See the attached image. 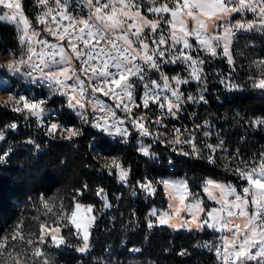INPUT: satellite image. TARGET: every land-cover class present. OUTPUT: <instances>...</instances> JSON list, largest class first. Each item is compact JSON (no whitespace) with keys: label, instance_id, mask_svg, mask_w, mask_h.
I'll list each match as a JSON object with an SVG mask.
<instances>
[{"label":"snow or ice","instance_id":"obj_1","mask_svg":"<svg viewBox=\"0 0 264 264\" xmlns=\"http://www.w3.org/2000/svg\"><path fill=\"white\" fill-rule=\"evenodd\" d=\"M160 0H153L151 6L142 3V0H84L85 6L89 9L88 15L73 14L69 11L67 0H55L56 13L53 15V9L48 8L41 16L37 18L41 24L47 23V17L52 16V21L56 23V30L46 27L44 31L55 37L57 41H66V47L71 49V55L66 53L64 44H53L47 40L37 39L39 32L31 30L30 24L24 15L21 0H0V6H4L11 12V15L0 17V21H11L18 26L23 25L21 31L23 35L19 37L20 45H26L25 48L17 53L12 49H5L12 59L5 64L0 65V71L7 70V73L20 75L24 74L33 78L34 82L48 85L54 88L61 96L67 97V105L71 109H85L86 103L93 109L99 110L102 115L99 118L90 117L85 111L78 113L84 123L97 129L99 140L93 139L92 144L97 152L104 154L108 147L105 136H115L127 143L129 137V128L123 127L125 120L117 119L116 112L110 108H105L99 101L93 99L96 93H102L105 97H111L116 101L117 109L123 108L127 116H131L132 109L129 104L134 103L133 93L135 85L132 78H138L143 83L145 89L139 101L145 109L149 104H156L161 109H167V115L175 116L182 108L183 103L191 101L192 103H206L205 97L200 96L199 100L195 96H185L180 91V85L189 83L187 79H182L179 75L168 77L161 73L160 79L163 87L156 80L147 83L145 70H160L162 63L178 64L184 61L190 69L191 79L200 80L203 71L199 65L203 60L194 59L186 50L193 45L189 43V38L194 37L199 49L207 52L211 56L218 55L217 49L222 48L223 55L228 63L233 64L230 45L238 30L251 29L264 32V0H174V7H170L173 0L163 3L160 6ZM39 4L47 6L48 0H39ZM147 13L156 14V19H149L143 14V9ZM251 11L257 19L255 21L243 22L237 21L235 24L225 26V22L232 13L241 11ZM163 14H170L171 19L165 20ZM59 17V21H57ZM185 17L194 21L193 27L189 28ZM67 20V25L60 21ZM166 23L170 28V34L165 35L160 31L159 37H156L157 31L161 25ZM223 28V33H216L213 29ZM62 29V30H61ZM151 30V40L145 34V30ZM171 41L172 47H169ZM83 43L84 47L79 45ZM183 44L178 55H172V48L177 44ZM150 44L153 45L150 47ZM39 46L37 50L36 46ZM105 49H108L107 51ZM104 58L101 60L100 57ZM59 57V59H57ZM73 59L79 61L78 67L73 64ZM259 66H264V59L259 61ZM31 69V71H28ZM38 73V76L35 74ZM85 77L88 83H85ZM223 82V81H222ZM254 87L264 90V72L261 77L254 81ZM10 92L7 101L4 104L11 103L13 111L22 113L27 112L29 116L35 117L38 121L47 111V99H36L27 95L12 91L11 87L3 89ZM89 90L91 97L89 96ZM165 92L170 93V97ZM88 98L85 100V98ZM139 107V104L135 105ZM49 115H51L49 113ZM126 116V118H127ZM146 117H136L131 120L132 127L136 128L141 136H150L152 133L149 128L140 121ZM162 122V117L155 120L156 124ZM207 123V122H205ZM250 125L264 126V117L249 121ZM15 123L9 125L10 129H15ZM203 124H197V129H202ZM183 131H187L186 129ZM167 132V129H165ZM46 134L57 136L59 139L73 140L83 135L80 128L75 126H66L62 123L54 122L46 128ZM66 134V135H65ZM173 139L168 141L162 138L158 133L155 138L156 143H167L177 145L173 151H179L183 156H201V149L197 146L195 137H184L182 130L176 128L173 130ZM204 135H210L205 132ZM0 139H4L0 133ZM29 144L34 141L28 140ZM224 141L217 144L206 145L212 153L207 157L209 163L215 164V154L218 150H224ZM185 146L191 147V152L185 151ZM39 145L36 148L39 149ZM138 151L144 155H154L151 151V144H140ZM11 152V149L0 153V160H4ZM236 154H230V158L235 159ZM258 166H245L233 169L237 177L246 182L240 194L231 184L220 183L212 178L205 177L201 183V195L206 194L209 200L219 204V208L210 210L202 206L201 199L189 188L187 178L167 180L163 179L156 183L163 184L171 199L169 209L171 211L158 213L153 209L149 215L157 217L160 226H168L173 229H213L227 230L231 233V239L222 238V243L217 248V255H220V248L224 249V264H249L256 261L257 264H264V152L258 153ZM172 163L171 161L169 162ZM104 167L109 174H118L122 182L127 181L128 170L123 166V162L117 156H112L106 160ZM138 186L145 192H154L153 182L147 177L142 181H137ZM87 184L81 185L75 189L72 194V203L68 206L69 212H66L59 219L66 221L65 226H73L76 229L75 235L82 236L83 244L76 251L84 253L89 248V229L96 220L93 215L98 209L94 204L84 205L79 202L78 197H82L88 189ZM104 208L111 207L108 194L103 188L95 191ZM234 197V199H229ZM43 207L52 211L48 201L41 198ZM251 209H254L250 211ZM183 213H187L189 218H185ZM204 213V215H199ZM243 218L246 222L241 225L234 223V218ZM22 223H17L10 236L8 234L0 236V256L8 250L12 255L9 245L19 239L21 244L25 243ZM156 226L152 221L148 222V227ZM60 227H48L40 224L38 240L27 239L26 244L33 249L31 264H50L49 258L41 251L37 244H46V238L50 236L52 244L59 247L65 243L64 237L59 235ZM237 240L239 244L237 245ZM15 245L13 244V250ZM254 250V251H253ZM130 251L139 252V249H130ZM181 252L180 255H185ZM15 264H29L28 253L24 249L15 251Z\"/></svg>","mask_w":264,"mask_h":264},{"label":"trees","instance_id":"obj_2","mask_svg":"<svg viewBox=\"0 0 264 264\" xmlns=\"http://www.w3.org/2000/svg\"><path fill=\"white\" fill-rule=\"evenodd\" d=\"M29 3L30 0H24L26 11L29 10ZM252 36L259 40L262 33L254 31ZM17 46L15 29L0 23V49L17 51ZM198 52L202 53L201 50ZM259 54L264 55V49L261 48ZM203 57L206 71L213 65L227 68L224 61L215 60L211 64L207 63L208 54ZM168 70L171 71L170 68ZM32 89L36 97H49L47 105L54 108L60 122L80 128L83 135L71 141L49 136L46 126H39L34 117L15 112L13 106L0 103V133L4 136L0 139V153L11 149L10 154L0 160V236H10L14 226L23 222L24 236L39 237L40 224H59L62 221L59 217L70 211L68 206L72 203L74 190L87 184L88 189L77 199L83 204H94L98 209L90 232L89 249L84 253L76 251L78 241L71 226H67L62 229L65 243L50 251L52 264H223L215 253L213 245L217 246L218 233L213 230L185 231L156 223V226L148 227V222L154 221L149 215L152 206L164 208L167 203L161 184L156 183L157 177L184 176L191 191L202 198L207 209L210 203L205 195H201L203 178L224 182L229 178L235 179L234 168H243L245 164L242 161L247 165L257 162L258 153L264 152V126L249 123L264 117V92H227L214 82L199 87L207 103H194V119L187 118L185 114L181 122L190 126L205 120L214 135L213 144L220 139L225 142L224 150H218L216 163L212 164L207 160L210 150L197 130L194 134L202 153L199 158L180 157L160 145L156 158H146L134 146L107 136L108 147L101 155L90 146L94 138L100 139L97 132L83 123L63 99L48 96L46 91L38 90L34 84ZM13 123L17 127L10 129L9 125ZM186 134L184 132V137ZM28 140L34 143L29 144ZM185 150L191 152L188 146ZM236 153L238 155L234 160L230 158V154ZM112 156L119 157L129 170L124 183L104 167L106 160ZM145 177L156 188L153 194L146 193L137 184ZM98 188H103L108 194L111 207L104 208L102 201L96 197ZM42 197L48 201L51 212L43 207ZM182 251L186 254L180 255Z\"/></svg>","mask_w":264,"mask_h":264},{"label":"rangeland","instance_id":"obj_3","mask_svg":"<svg viewBox=\"0 0 264 264\" xmlns=\"http://www.w3.org/2000/svg\"><path fill=\"white\" fill-rule=\"evenodd\" d=\"M166 2H168V0H160L159 4H157L156 6H160ZM142 3L145 5L151 6V4L153 3V0H142ZM170 7H174V2L170 4ZM142 11H143V14H146L149 19H156L157 18L156 14L147 13L146 8H144ZM24 13H25L24 14L25 17L27 18V20L29 21V24H30V20H29L28 15L26 14V12H24ZM6 14L11 15V12L8 9H6L5 7L0 6V17L5 16ZM163 15L165 17V20L171 19L170 14H163ZM185 19L188 23L189 28L195 26L194 21H192L191 18L185 17ZM256 19H257V17L255 16V14L253 12L245 11L244 13H238V14L228 18L225 22V26H229L230 24H235L237 21L250 22V21H255ZM0 23L9 24L15 29L16 39H17V43H18V46L16 49L17 51H15V52L19 53L22 50V48H25V45L22 46L19 43V37L21 35H23V32L21 31L23 25L18 26L16 23L11 22V21H7V20L0 21ZM30 30H31V28H30ZM145 31L147 34L151 35L150 29H146ZM160 31H163L166 36H168L170 34V28L168 27V25L166 23H163L161 25V28L156 33V37H159ZM213 31L216 33L222 34L223 28H216V29H213ZM254 31H257V30L244 29V30L236 31V34H235V36L232 40V43L230 45L231 54L233 57V64H231V65L228 63L227 58L223 55L222 48L217 49L218 55L211 56L207 52L199 49V46L197 45L194 37L190 38L189 43L192 44L193 46L190 49H187L186 51L188 53H190L194 59H200V60L204 61V63L202 65H199V67L203 69V71L201 72V79L200 80H194V79L190 78V76H189L190 69L187 67V65L185 64L184 61H180L178 64H172V63H162V64L166 68H170L171 71L175 74V76L179 75L182 79H187L190 81L189 83L182 84V85L194 84L198 88L199 87L203 88L208 84V82H214L216 84H219L222 88H225V90L227 92L242 91V92H251L253 94H259L261 92H264V90L256 88L253 85H254V81L259 79L261 77V73L264 72V66H259V61L261 59H264V55L259 54V52L261 51V48L264 49V32L260 31L262 33V38L259 40H256L252 36V33ZM168 46L172 47L171 41L169 42ZM150 47H152L151 44H150ZM182 48H183L182 43L175 45V47L172 48L171 54L172 55H178L179 50ZM5 49H7V48L0 49V65L5 64L7 61L12 59V56L4 51ZM198 50H201L202 53H199ZM204 54H208L210 56L209 58H207V63L213 64V62L215 60L216 61L221 60V61H224L227 68L226 69L219 68L218 66L213 65L208 71H206L205 66H204V64H205V60L203 57ZM209 78H211V79H209ZM32 86H33V78H29L26 75H24L23 73L20 75H15V74L7 73L6 69L3 71H0V103L4 104V101L8 100V97L11 93L3 90V89L8 88V87H11L13 92L24 94V95H27L28 97L37 96L36 92L32 89ZM46 90H47L48 96L60 97L59 93L53 92L51 89H46ZM64 104L68 107L66 99L64 100ZM7 105L13 106L11 103H9ZM46 109H47V111L45 112L44 116H42L39 120L40 123L41 122L48 123L47 119H49V117H51L49 115V113L51 114L52 112H56L53 107H50L48 105H46ZM71 110L74 112V114L80 120H82L80 118V116L78 115V113L82 111L81 109H71ZM25 113L27 116H29L27 112H25ZM49 121H50L49 122L50 124L57 122L55 120H49ZM82 122H83V120H82ZM116 176H117V179L120 180L118 174H116ZM183 178H185V177L184 176L179 177V176L167 175V176H164L162 178H159L158 181L163 180V179L176 180V179H183ZM216 181L225 184V182L222 180H216ZM158 184H160V183H158ZM164 189H165V187H164ZM168 192H169V190L165 189V193H166L165 197L167 200L166 206L164 208L152 206L149 213L153 209L157 210L158 213H164V212L171 211L169 209V204L172 201L169 197ZM146 193H148V192H146ZM150 194H152V192ZM229 199H231V197H229ZM206 200L208 201V199H206ZM84 205H88V204H84ZM212 205H215V203H213V204L210 203L209 207ZM202 206H203V203H202ZM219 207H220V205L217 203L215 206H212V208H219ZM212 208H210V209H212ZM252 210H254V209L250 208V211H252ZM93 215H95V213H93ZM182 215H184L185 218H189L187 213H183ZM199 215H200V213H199ZM151 218L154 219L153 223H156L157 225H159L157 222V217L151 216ZM65 222L66 221L62 220L59 224H47V226L48 227L59 226L60 227L59 235L62 236V229L67 228L65 226V224H66ZM94 223H93V225H94ZM238 224H240V223H238ZM93 225H92V227H93ZM92 227L89 229V243H90V232L92 230ZM71 229L73 230L74 238L78 241V244L76 246V249H77L78 247L82 246V244H83L82 236L75 235L76 229L73 226H71ZM203 229H201V231ZM218 236H219V234H218ZM224 237H228L229 239H231V233L229 232L227 235H224V236L222 235L221 238L218 237L219 238L218 239V241H219L218 246L222 243V238H224ZM29 238L33 239L34 241L38 240V237L32 238L31 236H24V239H25L24 244H21L19 242V239L17 241L13 242V244L15 245L14 250H13V244L9 245V250H12V255L10 256L8 254V250H5L4 255L0 256V264H15V259L13 257L15 256V251H18L20 249H24L28 253L29 264H31V256H32L33 249L31 247H28L26 244V241ZM46 241H47L46 244H37L36 246L39 247L41 249V251H43L46 254L47 258H49V260H50V264H52L53 261H52L51 255H50V253H51L50 251L52 250V248H54V247L56 248V246L52 244L50 236L46 238ZM238 244H239V240H237V245ZM40 264H43V259L40 260ZM249 264H257V262L251 261V262H249Z\"/></svg>","mask_w":264,"mask_h":264},{"label":"built area","instance_id":"obj_4","mask_svg":"<svg viewBox=\"0 0 264 264\" xmlns=\"http://www.w3.org/2000/svg\"><path fill=\"white\" fill-rule=\"evenodd\" d=\"M102 2H107V0H102ZM173 2H174V0H173ZM181 2H182V0H181ZM21 3H22L23 12H26V14L29 17L31 30H35V31L40 33V35L38 37H33V41H35L37 39H43V40H47L49 43H53V44H58V45L64 44L66 47V44H67L66 41H57V39L55 37L51 36L48 32L44 31V29L46 27H51L53 30H56V23L52 21V16H48L46 18L47 19L46 24H41L37 20V18L39 16H41L44 12H46L49 7H51L53 9L52 14L55 15V13H56L55 0H48L47 6L40 5L39 0H30V3L27 5L28 9H29L28 11H26L24 8V0H21ZM67 3L69 6V11H71L73 14H80V15H84V16L88 15L89 9L85 6L84 0H67ZM57 21H59V17H57ZM60 23L67 25V20L60 21ZM31 30H30L29 34L31 33ZM145 34L148 36L149 41H150L152 38L151 35L147 34L146 31H145ZM79 46L81 48L84 47L83 43H81ZM151 46H153V45H151ZM25 47H26V45H25ZM36 47H37V50H39V46L37 45ZM105 50L107 51L108 49H105ZM66 53L68 55H71V49H68L66 47ZM103 58H104L103 56L100 57L101 60ZM57 59H59V57H57ZM79 63H80L79 61H76L75 59H73V64L75 66L78 67ZM28 71H31V69H28ZM145 73H146L147 79L144 81V83H147L151 80H156L161 85V88L163 87V82L160 79L161 73H163L164 75H166L168 77L175 76V74L172 71L168 70V68H166L163 64L160 65V70L158 72L155 70L146 69ZM35 75L38 76V73H36ZM81 78L85 79L86 84L88 83L87 79L85 77H83V75L81 76ZM132 79H133V82L135 85V90L133 93L134 103L129 104V107L132 109L131 116H127V114L124 112L123 108L117 109L115 107L116 101H114L111 97H105L102 93H96L95 96L93 97V99L99 101L100 104L104 105L105 108H110L112 111H115L117 114V116H116L117 119L125 120V123L122 126L129 128L130 134H129V137L127 138L128 145L134 146L136 148L137 152H139L138 147L141 143L145 144V145L151 144V151H152V153H154V155H148V156L143 155V156L146 158H152V159L156 158L158 155L157 147L159 145L161 147H168L172 151H173V148L178 149L179 146H177V145H170L167 143H156L155 142V138H156V135L158 133L162 136V138L167 139L168 141H171L173 139V135H171V134L173 133V130L176 128H180L182 130L183 136H184V132H187V134L185 136L186 137L194 136L195 140H196V136L194 134V130H197V132H199L200 136L203 138L204 144H206V145L213 144L212 141H213L214 135L212 134V132L208 128L207 123H205L206 122L205 120H203L199 123V124L204 125V127L202 129L196 128V125L198 123L194 122V123H191L190 126H187V125L185 126L184 123L181 122V117L185 116V114L187 115V118H189L191 120L194 119V117L196 116V110L192 109V106L194 103H192L191 101L183 103L182 108L176 113L175 116L167 115L166 114L167 113L166 108L161 109L158 105L152 104V103H150L149 107L147 109H145L139 101V96H142L144 91H145V89L143 87V83L140 82L138 78L134 77ZM33 83H35V85H41L38 82H34V79H33ZM195 87L196 86L190 87L189 84L188 85H180V91L185 96H187V95L195 96L197 98V100H199L200 96L205 97L203 90L199 89L198 87L197 88H195ZM164 94H167L170 97V93L165 92ZM89 96L91 97L90 90H89ZM35 98L39 100V99H47L49 97H35ZM60 98L67 100V97H64L61 95H60ZM87 99L88 98L86 97L85 100H87ZM205 100H206V97H205ZM206 103H207V100H206ZM136 104H139V107H136L135 106ZM197 104L201 105L203 103L197 102ZM77 109H79V108H77ZM81 110L86 111V113L92 118H99L102 115V113L99 110L93 109V107L87 103H86L85 109H81ZM22 113H25V112H22ZM126 116H127V118H126ZM136 117H146V119H144L140 122L144 123L149 128V131L152 133V135L141 136L139 131L136 128L132 127L131 120L135 119ZM158 117H162V122L160 124L155 123V120ZM35 120L39 126L45 125L46 128L50 125L49 120H55L58 123H62L58 120L57 113H56L55 117H49V119H47L48 123H45V122L40 123L36 118H35ZM62 124L66 125V126H72V125L66 124V123H62ZM90 128H92V127L90 126ZM92 129L95 132H97V129H95V128H92ZM165 129H167V132H165ZM185 129L187 131H183ZM205 132L210 133V135H207V136L204 135ZM220 141H221V139H220ZM213 145H215V144H213ZM197 146L199 147L198 144H197ZM188 147L191 150V147L190 146H188ZM175 152H177V154H179L178 150ZM211 154L212 153L210 152V155ZM258 162H259V160L255 163L249 164L247 166L250 169L251 167L258 166ZM124 168L126 170H128L127 167H124ZM128 173H129V170H128ZM233 177L235 179L229 178L227 181H225V184H231L233 187H235L237 189V191L240 194H242V188L247 186L246 182H242L237 177L236 174H234ZM159 178L160 177H157L158 180H159ZM154 189L156 190V188H154ZM155 190H154V192H155ZM154 192H152V194ZM232 199H234V197H232ZM234 223H236V222H234ZM223 254H224V249L221 247L220 248V255L218 256L217 255V248H216V255L224 264Z\"/></svg>","mask_w":264,"mask_h":264},{"label":"crops","instance_id":"obj_5","mask_svg":"<svg viewBox=\"0 0 264 264\" xmlns=\"http://www.w3.org/2000/svg\"><path fill=\"white\" fill-rule=\"evenodd\" d=\"M245 11H241V12H239V13H244ZM249 12H251V11H249ZM236 14H238V13H232L231 14V16H229L228 18H230V17H232V16H234V15H236ZM227 18V19H228ZM215 180V179H214ZM161 186H162V188H163V191H164V194H165V196H166V193H165V189H164V186H163V184H161ZM205 196H206V194H204ZM200 199H201V201H202V198L200 197V196H198ZM206 199H208V197L206 196ZM208 201L211 203V204H213V203H215L214 201H211V200H209L208 199ZM166 202H167V200H166ZM203 203V202H202ZM215 205H216V203H215ZM215 205H212V206H215ZM212 206H210V207H208L207 209L209 210L210 208H212ZM203 213H200V215H202ZM234 221H236V222H238V223H240L241 225H243L246 221L243 219V218H240V217H236V218H234ZM168 227V226H167ZM168 228H170V229H173V228H171V227H168ZM180 230H185V231H192V230H189V229H180ZM210 230H213V229H210ZM193 231H201V229H196V230H193ZM213 231H215V232H217L218 234H219V237L221 238L222 237V235L224 236V235H227L229 232L227 231V230H213Z\"/></svg>","mask_w":264,"mask_h":264},{"label":"bare ground","instance_id":"obj_6","mask_svg":"<svg viewBox=\"0 0 264 264\" xmlns=\"http://www.w3.org/2000/svg\"><path fill=\"white\" fill-rule=\"evenodd\" d=\"M34 84V86L39 90V89H42V90H44V91H46L47 92V90L46 89H51L53 92H56L55 91V89L54 88H50L48 85H35V83H33ZM51 117H55L56 116V112H52L51 113V115H50ZM44 126V125H43ZM107 137H109V138H111V139H115V140H120L122 143H124L120 138H118V137H115V136H107ZM54 139V138H53ZM124 144H127L128 145V141H127V143H124ZM167 149V148H166ZM160 151V150H159ZM174 152V151H173ZM168 153V152H167ZM174 153H177V152H174ZM160 154V153H159ZM169 154V153H168ZM173 155V154H172ZM179 156L181 157V156H183V155H180L179 154ZM168 157V156H167ZM189 158H190V156H189Z\"/></svg>","mask_w":264,"mask_h":264}]
</instances>
